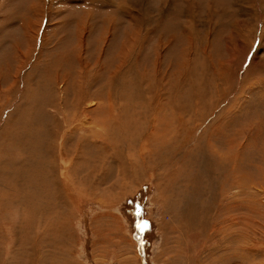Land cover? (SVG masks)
Returning a JSON list of instances; mask_svg holds the SVG:
<instances>
[{
    "label": "rangeland",
    "instance_id": "rangeland-1",
    "mask_svg": "<svg viewBox=\"0 0 264 264\" xmlns=\"http://www.w3.org/2000/svg\"><path fill=\"white\" fill-rule=\"evenodd\" d=\"M136 1L0 0V264H264V13L256 11L261 16L254 34L226 58L212 50L213 8L220 0H144L143 12ZM237 2L246 6L250 0ZM198 11L206 17L199 20ZM124 58L126 77L101 88ZM49 81L56 99L47 100ZM79 90L87 100L76 105L71 101L80 99L74 94ZM50 99L57 107L58 101L68 105L54 116ZM88 109L93 135L114 140L105 155L94 150L102 137L78 143L92 135L82 112ZM127 152L139 154L131 163L138 170L125 163ZM95 153L106 159L103 168L90 167ZM119 164L126 176L117 172Z\"/></svg>",
    "mask_w": 264,
    "mask_h": 264
},
{
    "label": "bare ground",
    "instance_id": "bare-ground-1",
    "mask_svg": "<svg viewBox=\"0 0 264 264\" xmlns=\"http://www.w3.org/2000/svg\"><path fill=\"white\" fill-rule=\"evenodd\" d=\"M135 1H136V0H135ZM143 1H144V0H138V1H136V2H138V5L140 6V10H141L142 12H143V10H144V7H143V6H144V4H145ZM166 1H167V0H166ZM184 1H185V0H184ZM235 1H236V0H235ZM259 1H260V0H259ZM263 1H264V0H263ZM236 2H237V1H236ZM158 3H159V2H158ZM160 3H161V1H160ZM163 3H164V2H163ZM166 3H167V2H166ZM186 3L189 4V0H186ZM161 4H162V3H161ZM187 6H188V5H187ZM207 7H208V6H207ZM165 8H166V7H165ZM189 9H190V8H189ZM161 10H162V9H161ZM263 10H264V9H263ZM135 11H136V10H135ZM162 11H163V10H162ZM185 11H186V10H185ZM158 12H159V11H158ZM189 12H190V11H189ZM158 14H159V13H158ZM141 16L144 17V16L142 15V13H141ZM139 17H140V16H139ZM150 18H151V17H150ZM140 19H141V17H140ZM133 20H135V19H133ZM133 20H132V22H134ZM153 20H154V19H153ZM141 21H142V20H141ZM141 21H140V22H141ZM143 22L146 23V21H144V19H143ZM147 22H148V21H147ZM145 23H144V24H145ZM134 24H136V23H134ZM137 24H138V23H137ZM137 24H136V25H137ZM149 24H150V23H149ZM152 24H153V23H152ZM154 24H155V23H154ZM156 24H157V23H156ZM145 25L148 27V24H147V23H146ZM140 26H141V25H140ZM138 27H139V26H138ZM140 28H141V27H140ZM144 28H145V26H144ZM186 28H187V27H186ZM145 29H147V28H145ZM145 29H144V30L142 29V30L145 31ZM130 30H131V29H130ZM140 30H141V29H140ZM182 31H183V29H182ZM182 31H181V32H182ZM25 32H26V31H25ZM105 32H106V31H105ZM140 32H141V31H140ZM146 32H147V31H146ZM128 33H129V32H128ZM185 33H186V32H185ZM103 34H104V33H103ZM137 34H138V33H137ZM186 34H187V33H186ZM104 35H105V34H104ZM125 35H126L125 44H126V45L128 44V46H129V45L131 46L132 43L129 42V37H128L129 34L125 33ZM135 35H136V34H135ZM190 35H191V33H190ZM191 36H192V35H191ZM185 37H186V36H185ZM130 38H131V37H130ZM140 38H141V37H140ZM183 38H184V37H183ZM187 38H188V37H187ZM134 39H135V38H134ZM160 40H162V38H161ZM122 43H123V41H122ZM158 43H159V41H158ZM135 44H136V43H135ZM160 44H161V43H160ZM157 45H158V44H157ZM133 47H134V46H133ZM119 48H120V46H119ZM119 48H118V49H119ZM121 48H122V47H121ZM125 48H126V47H125ZM75 50H76V49H75ZM131 50H132V49H131ZM154 50H155V49H154ZM127 51H128V50H127ZM72 52H73V50H72ZM74 52H75V51H74ZM76 52H77V51H76ZM128 52H129V51H128ZM181 52H182V51H181ZM130 53H131V51H130ZM156 54H158V53H156ZM185 54H187L186 51H185ZM126 55H127V54H126ZM133 55H134V54H133ZM129 56H130V55H129ZM181 56H183V55H181ZM115 58H116V57H115ZM120 58H121V57H120ZM121 59H122V58H121ZM117 62H118V61H117ZM117 62H116V63H117ZM129 62H130V61H129ZM133 62H134V61H133ZM127 63H128V62H127ZM127 63H126V58H124V60H121V61L119 62V65H117L116 70H115L114 72H110V73L108 72V73H109V80L106 79L105 82L103 81V82H102L103 86H101V88H102V87L104 88V86H105V87L108 89V87H110L111 85L114 86V84H113L112 82H114V80H115L116 78H117V79H123V77H126V76L123 75V74H125V73H124V71L122 70V66L124 65V66L126 67ZM131 63H132V62H131ZM54 64H56V63H54ZM128 64H129V63H128ZM182 64H183V63H182ZM185 64H186V63H185ZM194 65H195V64H194ZM182 66H183V65H182ZM54 67H55V66H54ZM128 67H130V66L128 65ZM179 67H180V66H179ZM45 68H46V67H45ZM52 68H53V67H52ZM52 68H51V70H52ZM55 68H56V67H55ZM55 68H54V69H55ZM102 68H104V66H103ZM126 68H127V67H126ZM126 68H125V69H126ZM187 68H188V67H187ZM54 69H53V70H54ZM66 69H67V68H66ZM107 69H108V68H107ZM123 69H124V68H123ZM128 69H129V68H128ZM56 70H58V67H57ZM99 70H100V69H99ZM99 70H98V71H99ZM101 70H102V69H101ZM105 70H106V69H105ZM136 70H137V69H136ZM107 71H108V70H106V72H107ZM134 71H135V70H134ZM187 71H188V70H187ZM47 72H48V71H47ZM50 72H51V71H50ZM84 72H85V71H84ZM44 73H45V72H44ZM62 73H63V72H62ZM65 73H66V72H65ZM98 73H99V72H98ZM108 73H107V74H108ZM127 73H128V71H127ZM127 73H126V74H127ZM153 73H154V72H153ZM153 73H152V74H153ZM59 74H60V73H59ZM82 74H83V73H82ZM96 74H97V73H96ZM131 74H132V73H131ZM133 74H135V72H134ZM138 74H139V73H138ZM155 74H156V73H155ZM183 74H184V73H183ZM192 74H193V73H192ZM52 75H53V74H52ZM66 75H68V74H66ZM79 75H80V74H79ZM139 75H142V78H143V74H139ZM159 75H160V74H159ZM168 75H169V74H168ZM55 76H56V74H55ZM75 76H76V75H75ZM135 76H136V75H135ZM156 76H158V75H156ZM156 76H155V78H156ZM50 77H51V76H50ZM81 77H82V76H81ZM85 77H86V76H85ZM96 77H97V76H96ZM151 77H152V76H151ZM48 78H49V76H48ZM74 78H76V77H74ZM77 78H78V77H77ZM87 78H88L87 80L89 81L90 76H88ZM129 78H130V77H129ZM152 78H153V77H152ZM61 79H62V78H61ZM68 79H69V78H68ZM80 79H81V78H80ZM49 80H50V78H49ZM64 80H65V79H64ZM73 80H74V79H73ZM126 80H127V79H126ZM126 80H125V81H126ZM132 80H133V79H132ZM139 80H140V79H139ZM141 80H143V79H141ZM151 80H152V79H151ZM154 80H155V79H154ZM52 81H53V80H52ZM61 81H62V80H61ZM61 81H60V82H61ZM74 81H75V80H74ZM111 81H112V82H111ZM133 81H134V80H133ZM188 81H189V80H188ZM49 82H50V83H49V84L47 85V87H46L47 100H48V98H52V99H53L54 97H55L54 99H56V94H55V91H56V90L54 91L53 83H52L51 81H49ZM56 82H58V81H56ZM80 82H81V81H80ZM82 82H83V81H82ZM137 82H138V81H137ZM47 83H48V82H47ZM61 83H62V82H61ZM83 83H84V82H83ZM117 83H118V80H117ZM119 83H120V82H119ZM119 83H118V84H119ZM121 83H123V82L121 81ZM126 83H127V82H126ZM152 83H155V82L152 81ZM157 83H158V82H157ZM41 84H42V83H41ZM41 84H40V85H41ZM62 84H63V83H62ZM66 84H67V83H66ZM102 84H101V85H102ZM181 84H182V81H181ZM54 85H55V84H54ZM72 85H73V84H72ZM78 85H79V84H78ZM83 85H84V84H83ZM90 85H91V84H90ZM90 85H89V86H90ZM75 86H76V85H74V87H75ZM81 86H82V85H81ZM118 86H119V85H118ZM134 86H135V85H134ZM149 86H150V85H149ZM63 87H64V86H63ZM74 87H73V88H74ZM136 87H137V86H136ZM180 87H181V86H180ZM180 87H179V88H180ZM65 88H66V87H65ZM82 88H83V87H82ZM42 89H43V88H42ZM61 89H62V88H61ZM74 89H75V88H74ZM64 90H65V89H64ZM64 90H63V91H64ZM76 90H77V89H76ZM153 90H154V89H153ZM193 90H194V89H193ZM72 91H73V90H72ZM80 91H81V90L78 91L79 93H74V94L78 95V96L80 97V99L76 102V101H75L76 98L74 97V99L71 101V102H73V104H76V103H79V102L81 103L82 99L87 100V97L85 96V94H83L82 91H81V93H80ZM43 92H45V91H43ZM60 92H61V91H60ZM73 92H74V91H73ZM73 92H72V93H73ZM142 92L145 93L144 91H141V93H142ZM68 93H69V92H68ZM115 93H116V92H115ZM138 93H139V92H138ZM138 93H136V94H138ZM148 93H149V91H148ZM44 94H45V93H44ZM44 94H43V95H44ZM46 94H45V96H46ZM58 94H59V93H58ZM94 94H95V97H98V98L100 99V93L98 94V92L96 93V91H95ZM145 94H146V93H145ZM156 94H157V93H156ZM60 95H61V94H60ZM92 95H93V94H92ZM157 95H158V94H157ZM161 95H162V94H161ZM66 96H67V95L62 94V97H61V98H62V101L66 99ZM145 96H146V95H145ZM41 97H42V96H41ZM57 97H58V96H57ZM137 97H138V96H137ZM155 97H156V96H155ZM162 97H165V96H162ZM162 97H161V98H162ZM193 97H194V96H193ZM70 98H71V97H70ZM113 98L115 99L116 97H113ZM149 98H150V97H149ZM185 98H186V97H185ZM185 98H184V99H185ZM195 98H196V97H195ZM201 98H202V97H201ZM201 98H200V99H201ZM40 99H41V98H40ZM52 99H50L51 101L49 100L50 102L48 101V102H49V103H48V106H51V107L53 108L50 112L53 111L55 114H56V111H57V110L55 111L56 108H59V109H60V108H62L63 106L68 105V101H67V102H64V103H60V102L58 101V107H57L56 104H55V102H57V101H54V100H52ZM156 99H157V98H156ZM184 99H183V100H184ZM43 100H44V99H43ZM162 100H163V99H162ZM187 100H188V99H187ZM37 101H38V100H37ZM40 101H41V100H40ZM119 101H121V100L119 99ZM189 101H190V100H189ZM45 102H46V101H45ZM146 102H147V101H146ZM159 102H160V101H159ZM186 102H187V101H186ZM31 103H32V102H31ZM80 103H79V104H80ZM167 103H169V102H167ZM42 104H44V101L42 102ZM59 104H61V105L59 106ZM79 104H78V105H79ZM120 104H121V103H120ZM34 105H35V104H34ZM34 105H33V106H34ZM36 105H37V104H36ZM36 105H35V107H36ZM39 105H40V104H39ZM46 105H47V104H46ZM76 105H77V104H76ZM109 105L112 106L111 103H109ZM165 105H166V104H165ZM180 105H181V104H180ZM189 105H190V104H189ZM189 105H188V106H189ZM41 106H43V105H41ZM89 106H90V105H89ZM96 106H97V105H96ZM111 106H110V107H111ZM123 106H125V105H123ZM152 106H153V105H152ZM215 106H216V105H215ZM30 107H31V106H30ZM38 107H39V106H38ZM73 107H74V106H73ZM76 107H77V106H76ZM94 107H95V106H94ZM100 107H101V106H100ZM103 107H104V106H103ZM108 107H109V106H108ZM110 107H109V108H110ZM168 107H169V105H168ZM177 107H178V106H177ZM42 108H43V107H42ZM87 108H88V107H87ZM90 108H91V107H90ZM153 108H154V107H153ZM157 108H158V107H157ZM169 108H170V107H169ZM171 108H172V107H171ZM207 108H208V107H207ZM214 108H215V107H214ZM25 109H26V108H25ZM45 109H46V108L44 107V110H45ZM78 109H79V108H78ZM210 109H212V108L210 107ZM36 110H37V109H36ZM79 110H80V109H79ZM125 110H126V109H125ZM26 111H27V110H26ZM28 111H29V110H28ZM28 111H27V112H28ZM42 111H43V110H42ZM47 111H48V109H47ZM88 111H89V109H88L87 111H85V110L83 111V110H82L84 117H86V116L88 117V118H87V121H88V124H90V130L92 131V130H93L92 128L95 127V126H94V122H92L93 120H91V121L89 120V119H90V118H89V115H87V112H88ZM110 111H111V110H110ZM184 111H186V110H184ZM205 111H206V110H205ZM34 112H35V111H34ZM44 112H45V111H44ZM44 112H43V113H44ZM53 112H52V114H53ZM122 112H123V110H122ZM122 112H121V113H122ZM207 112H208V110H207ZM211 112H212V110H211ZM211 112H210V113H211ZM31 113H32V112H31ZM36 113H38V112H36ZM125 113H127V112H125ZM29 114H30V113H29ZM32 114H33V113H32ZM46 114H47V113H46ZM55 114H53V115L55 116ZM154 114H155V113H154ZM179 114H180V113H179ZM183 114H186V113H183ZM212 114H213V113H212ZM25 115H26V114H25ZM38 115L41 116L40 113H38ZM44 115H45V114H44ZM47 115H48V114H47ZM62 115H63V113H62ZM126 115H127V114H126ZM130 115H131V114H130ZM155 115H157V113H156ZM35 116H36V115H35ZM66 116H67V115H66ZM157 116H158V115H157ZM181 116H182V115H181ZM21 117H22V115H21ZM51 117H52V116H51ZM73 117H74V115H73ZM160 117H161V116H160ZM179 117H180V116H179ZM23 118H24V117H23ZM30 118H31V117H30ZM53 118H54V117H53ZM24 119H25V118H24ZM71 119H72V118H71ZM181 119H183V118H181ZM25 120H26V119H25ZM28 120H29V119H28ZM33 120H34V119H33ZM52 120H53V119H52ZM109 120H110V119H109ZM111 120H112V119H111ZM38 121H40V120H38ZM64 121H65V120H64ZM154 121H156V120H154ZM164 121H165V120H164ZM192 121H193V120H192ZM44 122H45V121H44ZM69 122H70V121H69ZM69 122H68V123H69ZM82 122H83V121H82ZM85 122H86V121H85ZM100 122H101V121H100ZM65 123H66V121H65ZM37 124H38V123H37ZM49 124H50V122H49ZM55 124L57 125V123H54V126H55ZM69 124H71V122H70ZM83 124H85V123H83ZM128 124H129V123H128ZM15 125H16V123H15ZM46 125H48V123H47ZM79 125H80V124H79ZM13 126H14V124H13ZM38 126H39V124H38ZM67 126H68V125H67ZM83 126H84V125H83ZM85 126H86V124H85ZM122 126H123V125H122ZM133 126H134V123H133ZM11 127H12V126H11ZM14 127H15V126H14ZM27 127H28V126H27ZM33 127H34V126H33ZM48 127H49V126H48ZM48 127H46V128H48ZM28 128H29V127H28ZM64 128L67 130V127H64ZM76 128L79 129L78 126H76L75 129H76ZM80 128H81V127H80ZM84 128H86V127H84ZM87 128H89V127H87ZM126 128H127V127H126ZM130 128H131V127H130ZM130 128H129V129H130ZM132 128H133V127H132ZM132 128H131V129H132ZM6 129L8 130V128H6ZM6 129H5V130H6ZM10 129H12V128H10ZM20 129H21V128H20ZM59 129H61V128H59ZM59 129H58V130H59ZM72 129H73V128H72ZM72 129H70V130H72ZM78 129H77V130H78ZM135 129H136V128H135ZM157 129H159V127H158ZM7 130H6V131H7ZM18 130H19V129H18ZM27 130H28V129H27ZM51 130H52V128H51ZM61 130H62V129H61ZM61 130H59V131H61ZM63 130H64V129H63ZM73 130H74V129H73ZM77 130H75V131H77ZM82 130H83V129H82ZM151 130H154V131H155L156 129L153 128V129H151ZM23 131H24V130H23ZM55 131H57V130H55ZM59 131H58V134L60 133ZM67 131H68V130H67ZM98 131H99V130H98ZM98 131L96 130V132H98ZM138 131H139V130H138ZM154 131H151V132L155 133ZM49 132H50V131H49ZM65 132H66V131H65ZM69 132H70V131H69ZM100 132H101V131H100ZM158 132H159V131H157V132L154 134V136H155V135H156V136H157V135H160ZM5 133H6V132H5ZM15 133H16V132H15ZM50 133H51V132H50ZM55 133H56V132H55ZM62 133L65 135V133H64L63 131H62ZM89 133H90V132H89ZM101 133H102V132H101ZM114 133H115V132H114ZM129 133H130V132H129ZM58 134H57V135H58ZM70 134H71V133H70ZM83 134H85V133H83ZM98 134H99V133H98ZM102 134H103V133H102ZM102 134H100V135H93V131H92V135H89V134H88V135H82V136L80 135V136H81V137H80V142H79L78 140H77V141H78V143L84 144V142H85L86 140H88L89 137L92 138L91 140H93V138H95L96 136H98V137H99V140H100V137H102ZM148 134H149V133H148ZM150 134H151V133H150ZM61 135H62V134H61ZM61 135H60L59 137H63V136H61ZM66 135H67V134H66ZM111 135H112V134H111ZM111 135H110V136H111ZM117 135H118V134H117ZM170 135H171V133H170ZM41 136H42V135H41ZM67 136H68V135H67ZM67 136H66V137H67ZM71 136H72V135H71ZM76 136H77V135H76ZM107 136H108V135H106L104 138L102 137L100 141L98 140L99 142L97 141V142H98V144H97V149H94V150H96V152H98L99 155H103L104 153L107 152L108 149L110 150V147L112 146V144H113V142H114V140H113V141H112V144H111L108 140L106 141L105 138H106ZM126 136H128V135H126ZM129 136H131V135H129ZM147 136H148V135H147ZM150 136H152V134H151ZM160 136H161V135H160ZM165 136H166V135H165ZM174 136H175V135H174ZM176 136H177V135H176ZM11 137H12V135H11ZM45 137L47 138V136H45ZM98 137H97V138H98ZM111 137H112V136H111ZM111 137H110V139H111ZM122 137H123V135H122ZM139 137H140V136H138V139H139ZM166 137H167V136H166ZM166 137H165V138H166ZM169 137H170V136H169ZM49 138H50V137H49ZM68 138L70 139L71 137H68ZM68 138H67V139H68ZM118 138H119V137H118ZM124 138H126V137H124ZM130 138H131V137H130ZM149 138H150V137H149ZM149 138L147 137V139H149ZM159 138L161 139V137H159ZM163 138H164V137H163ZM50 139H51V138H50ZM50 139H49V141H51ZM65 139H66V138H65ZM65 139H64V141L66 142L67 140H65ZM126 139H127V138H126ZM126 139H125V140H126ZM140 139H141V138H140ZM140 139H139V140H140ZM154 139H155V138H154ZM154 139H153V140H154ZM167 139H168V138H167ZM169 139H170V138H169ZM179 139H181V138H179ZM43 140H44V139H43ZM43 140H42V141H43ZM70 140H71V139H70ZM70 140L67 141V142H70ZM142 140H145V139H143V137H142ZM163 140H164V139H163ZM163 140H161V142H162ZM181 140H182V139H181ZM29 141H30V140H29ZM44 141H45V140H44ZM44 141H43V143H44ZM47 141H48V140H47ZM47 141H46V142H47ZM77 141H76V142H77ZM129 141H130V140H129ZM155 141H158V139H157V140L155 139ZM174 141H175V139H174ZM31 142H32V141H31ZM33 142H34V141H33ZM40 142H41V141H40ZM65 142H63V143L66 144ZM74 142H75V140H74ZM87 142H88V141H87ZM87 142H86V143H87ZM147 142H148V141H147ZM161 142L159 141V144H160ZM163 142L165 143V142H169V141H163ZM163 142H162V144H163ZM34 143H35V142H34ZM117 143H118V142H117ZM123 143H124V145H126L125 142H123ZM144 143H145V142H144ZM179 143H181V142L179 141ZM179 143H178V144H179ZM41 144H42V142H41ZM55 144H56V143H55ZM75 144H76V143H75ZM81 144H80V145H81ZM88 144H89V143H88ZM90 144H91V143H90ZM94 144H95V142H94ZM115 144H116V143H115ZM129 144H130V143H129ZM129 144H128V145H129ZM145 144H147V143H145ZM162 144H161V145H162ZM167 144H168V143H167ZM170 144H171V142H170ZM172 144H173V143H172ZM176 144H177V143H176ZM176 144H175V145H176ZM51 145H52V144H51ZM67 145H68V144H67ZM76 145H77V144H76ZM84 145H85V144H84ZM92 145H93V144H92ZM95 145H96V144H95ZM113 145H114V144H113ZM118 145H119V144H118ZM128 145H126V146H128ZM131 145H132V144H131ZM137 145H138V144H137ZM52 146L54 147V144H53ZM55 146H57V144H56ZM68 146H69V145H68ZM78 146H79V145H78ZM78 146H77V147H78ZM81 146H82V145H81ZM93 146H94V145H93ZM93 146H92V147H93ZM120 146H122V145H120ZM126 146H125V147H126ZM144 146H145V145H144ZM163 146H164V145H163ZM183 146H184V145H183ZM44 147H45V145H44ZM47 147H48V146H47ZM65 147H66V146H64L63 148L65 149ZM128 147H129V146H128ZM131 147H132V146H131ZM141 147H142V146H141ZM146 147H147V146H146ZM148 147H149V146H148ZM176 147H177V146H176ZM17 148H18V147H17ZM41 148L43 149V145H42ZM45 148H46V147H45ZM56 148H57V147H56ZM56 148H55V149H56ZM70 148H71V147H70ZM74 148H75V147H74ZM81 148H83V147H81ZM87 148H88V147H87ZM94 148H95V147H94ZM133 148H134V147H133ZM138 148H139V147H138ZM144 148H145V147H144ZM30 149H31V148H30ZM39 149H40V148H39ZM47 149H48V148H46L45 150H47ZM75 149H76V148H75ZM92 149H93V148H92ZM113 149H114V148H113ZM124 149H125V148H124ZM148 149H149V148H148ZM148 149H147V150H148ZM176 149H177V148H176ZM15 150H16V149H15ZM43 150H44V149H43ZM45 150H44V151H45ZM50 150H51V149H50ZM59 150H61V147H60ZM72 150H73V149H72ZM79 150H80V149H79ZM84 150H86V149H84ZM89 150H90V148H89ZM127 150H128V149H127ZM129 150H130V147H129ZM138 150H139V149H138ZM150 150H151V149H149V151H150ZM167 150H168V148H167ZM31 151H32V150H31ZM47 151H49V150H47ZM74 151H75V150H74ZM81 151H82V150H81ZM86 151H87V150H86ZM86 151H85V152H86ZM144 151H146V149H145ZM149 151H148V152H149ZM151 151H152V150H151ZM180 151H181V150H180ZM38 152H39V151H38ZM50 152H51V151H50ZM50 152H49V153H50ZM56 152H57V151H56ZM56 152H54L53 154H56ZM66 152H67V151H66ZM68 152H70V151H68ZM83 152H84V151H83ZM90 152H91V150H90ZM90 152H88V153H90ZM100 152H101V153H100ZM110 152H111V151H110ZM110 152H109V153H110ZM112 152H114V151H112ZM112 152H111V154H112ZM132 152H133V151H132ZM138 152H139V151H138ZM44 153H46V152H44ZM59 153H60V152H59ZM59 153H58V155H59ZM78 153H79V152H78ZM91 153H92V152H91ZM98 153H97V156H96V153H95V156L93 157V160H94V161H93V164H92V165L89 164L90 167H92V168L96 167V163H97V164H100V166L103 165V164H104L103 162L106 160V159H102L104 156H101L102 158H99V157H98ZM141 153H142V152H141ZM153 153H154V152H153ZM174 153H175V152H174ZM219 153H220V152H219ZM32 154H33V153H32ZM36 154H37V153H36ZM46 154H47V153H46ZM61 154H62V153H61ZM63 154H67V153H64V152H63ZM63 154H62V155H63ZM75 154H76V153H75ZM79 154H80V153H79ZM107 154H108V153H107ZM116 154H117V153H116ZM121 154H122V153H120V151H119V152H118V156H119V157H122ZM176 154H177V153H176ZM34 155H35V154H34ZM50 155H51V154H50ZM62 155H61V156H62ZM68 155H69V154H68ZM93 155H94V154H93ZM104 155H105V154H104ZM123 155L125 156V161H126V162H125V161H124V162H125V163L129 162V163L131 164L132 162L135 161V158H136V157L134 158V156L137 155V154H132V153L127 152L126 154H123ZM138 155H139V154H138ZM138 155H137V156H138ZM155 155H156V154H155ZM180 155H181V154H180ZM16 156H17V155H16ZM35 156H36V155H35ZM43 156H44V154H43ZM47 156H48V155H47ZM47 156H46V157H47ZM53 156H54V155H53ZM70 156L72 157L71 154H70ZM77 156H78V155H77ZM80 156H81V154H80ZM143 156H144V155H143ZM158 156H159V155H158ZM165 156H167V155H165ZM29 157H30V156H29ZM32 157H33V156H32ZM48 157L50 158V156H48ZM51 157H52V156H51ZM65 157H66V156H65ZM88 157H89V156H88ZM112 157H114V156L112 155ZM138 157H140V156H138ZM141 157H142V156H141ZM146 157H147V156H145V158H146ZM150 157H151V156H150ZM154 157H155V156H154ZM162 157H164V156L162 155ZM10 158H11V156H10ZM12 158H13V157H12ZM39 158H40V157H39ZM75 158H76V155H75ZM79 158L81 159V157H79ZM82 158H83V156H82ZM106 158H107V157H106ZM110 158H111V157H110ZM110 158H108V160H109ZM159 158H160V157H159ZM174 158H175V157H174ZM18 159H19V158H18ZM60 159H61V158H60ZM60 159H59V160H60ZM69 159H71V158L69 157ZM69 159H68V161H69ZM84 159H85V157H84ZM90 159H91V158H90ZM113 159H114V158H113ZM148 159H149L150 162L152 161V160H150V158H148ZM148 159H147V160H148ZM165 159H166V158H165ZM169 159H170V158H169ZM169 159H168V161H169ZM15 160L17 161V158H16ZM15 160H13V161H15ZM44 160H45V159H44ZM52 160H53V159H52ZM55 160H56V159H55ZM62 160H63V158H62ZM62 160H61V161H62ZM75 160H76V159H75ZM82 160H83V159H82ZM82 160H79V159H78L77 163H79V162L81 163ZM86 160H87V159H86ZM88 160H89V158H88ZM117 160H118V157H117ZM137 160H139V159L137 158ZM142 160H143V157H142ZM147 160H146V161H147ZM171 160H172V158H171ZM34 161H35V160H33V162H34ZM46 161H47V160H46ZM46 161H45V163H46ZM50 161H51V160H50ZM53 161H54V160H53ZM71 161H72V160H70V162H71ZM73 161H74V160H73ZM83 161H84V160H83ZM83 161H82V163H83ZM114 161H115V160H114ZM139 161H140V160H139ZM161 161H163V160L161 159ZM165 161H166V160H165ZM21 162H22V161H21ZM43 162H44V161H43ZM54 162H55V161H54ZM85 162H86V161H85ZM105 162H106V161H105ZM152 162H153V161H152ZM170 162H171V161H170ZM200 162H201V161H200ZM30 163H31V162H30ZM35 163H37V162H35ZM60 163H61V162H60ZM66 163H69V162H66ZM66 163H64V165H65ZM72 163H73V162H72ZM82 163H81V164H82ZM102 163H103V164H102ZM110 163H112V162H111V159H110ZM113 163H114V162H113ZM115 163H117V162H115ZM122 163H123V162H122ZM140 163H141V162H140ZM143 163H144V162H143ZM143 163H141V164H143ZM166 163H168V162H166ZM166 163H165V164H166ZM39 164H40V163H39ZM49 164H51V163H49ZM49 164H48V165H49ZM52 164H53V163H52ZM52 164H51V165H52ZM54 164H55V163H54ZM54 164H53V165H54ZM73 164H74V166L79 165V164L75 165V163H73ZM73 164H71V165H73ZM87 164H88V161H87ZM107 164H108V162H107ZM117 164H118V163H117ZM123 164H124V163H123ZM123 164H121V165L119 164L120 167L122 166V168H119L117 172H118L119 174H122V175L124 174V175H125V165H123ZM134 164H135V163H134ZM134 164H133V165H134ZM145 164H146V163H145ZM148 164H149V162H148ZM150 164H151V163H150ZM158 164H160V163H158ZM158 164L156 163L155 165H158ZM163 164H164V163H163ZM163 164H162V165H163ZM168 164H169V163H168ZM207 164H209V163H207ZM30 165H32V163H31ZM41 165H42V164H41ZM55 165H56V164H55ZM82 165H83V164H82ZM84 165H85V164H84ZM105 165H106V163H105ZM111 165H112V164H111ZM133 165L131 164V166H132L131 168H132V169H135V168L137 169V167H134L135 165H134V166H133ZM153 165H154V164H153ZM196 165H197V164H196ZM23 166L25 167V165H23ZM62 166H63V165H62ZM74 166H73V167H74ZM85 166H87V165H85ZM108 166H109V164H108ZM113 166H114V165H113ZM113 166H112V167H113ZM128 166L130 167V165H128ZM137 166H138V165H137ZM145 166H146V165H145ZM158 166H160V165H158ZM167 166H168V165H167ZM167 166L165 165V166H163V167H167ZM46 167H47V166H46ZM50 167H51V166H50ZM64 167H65V166H64ZM78 167H79V166H78ZM88 167H89V166H88ZM101 167H102V166H101ZM109 167H110V166H109ZM138 167H139V166H138ZM141 167H142V165H141ZM143 167H144V166H143ZM143 167H142V168H143ZM154 167H155V166H154ZM161 167H162V166H161ZM173 167H174V166H173ZM196 167H197V166H196ZM198 167H199V164H198ZM48 168H49V167H48ZM54 168H58V167H55V166H54ZM69 168H72V167H69ZM81 168H82V170H85V169H83V166L80 167V169H81ZM102 168H103V167H102ZM116 168H117V167H116ZM144 168H145V167H144ZM146 168H147V166H146ZM167 168H168V167H167ZM37 169H38V167H37ZM72 169H73V168H72ZM72 169H69V170H72ZM108 169H111V168H108ZM129 169H130V168H129ZM20 170H21V169H20ZM51 170H52V169H51ZM55 170H56L57 173H58V171H59L60 169H59V170L55 169ZM65 170H66V171L68 170V166L65 167ZM73 170H74V169H73ZM91 170H92V169H91ZM91 170H90L89 172H91ZM101 170H102V169H101ZM114 170H115V168H114ZM137 170H138V169H137ZM137 170H136V173H137ZM144 170H145V169H144ZM144 170H143V171H144ZM26 171H28V170H26ZM78 171L81 172V170H79V168H78ZM78 171H76V172H78ZM87 171H88V170H87ZM95 171H97V173H98V170L95 169ZM105 171L108 172V170H105ZM110 171H111V170H110ZM139 171H140V170H139ZM143 171H142V172H143ZM147 171H148V170H147ZM151 171H152V170H151ZM151 171H150V172H151ZM21 172H22V170H21ZM21 172H19V173H21ZM49 172H54V171H50V169H49L48 174H49ZM76 172H75L74 174H77ZM83 172H84V171H83ZM85 172H86V171H85ZM115 172H116V170H115ZM115 172H114V175H115ZM129 172H131V171H129ZM202 172H203V171H202ZM205 172H206V171H205ZM28 173H29V172H28ZM35 173H37V172H35ZM41 173H42V172H41ZM61 173L63 174L62 171H61ZM68 173H71V172H68ZM105 173H106V172H105ZM111 173H112V172H111ZM136 173H135V174H136ZM138 173H139V172H138ZM144 173H147V172L144 171ZM16 174H17V173H16ZM21 174H22V173H21ZM54 174H55V173H54ZM58 174H59V173H58ZM72 174H73V173H72ZM84 174H85V177H86L87 174H86V173H84ZM84 174H81V176H84ZM129 174H130V173H129ZM132 174H133V173H131V175H132ZM148 174H149V173H148ZM207 174H208V173H207ZM23 175H24V174H23ZM23 175H22V176H23ZM41 175H42V174H41ZM45 175H46V174H45ZM50 175H51V174H50ZM59 175H60V174H59ZM63 175H64V174H63ZM91 175H92V174H91ZM91 175H90V176H91ZM108 175H109V173H108ZM108 175H107V176H108ZM124 175H123V176H124ZM140 175H142V173H140ZM143 175H144V174H143ZM2 176H4V175H2ZM26 176H27V174L25 175V177H26ZM55 176H57V175L55 174ZM78 176H79V173H78ZM78 176H77V178H80V177H78ZM92 176H93V179H94V175H92ZM103 176H105V175H103ZM120 176H121V175H120ZM125 176H126V175H125ZM132 176H134V175H132ZM135 176H136V175H135ZM152 176H153V175H152ZM41 177H42V176H41ZM47 177H48V176H47ZM68 177H69V176H68ZM113 177H114V176H113ZM121 177H122V176H121ZM137 177H138V176H137ZM137 177H136V178H137ZM140 177H141V176H140ZM153 177H154V176H153ZM29 178H30V176H29ZM55 178H57V177H55ZM63 178H64V177H63ZM65 178H66V176H65ZM73 178H74V176H73ZM95 178H96V176H95ZM117 178H118V176H117ZM141 178H142V177H141ZM141 178H140V179H141ZM15 179H16V178H15ZM50 179H51V178H50ZM70 179H71V178H70ZM87 179H89V178H87ZM103 179H104V177H103ZM105 179H106V178H105ZM123 179H124V178H123ZM138 179H139V178H138ZM145 179H146V178H145ZM20 180H21V179H20ZM37 180H38V179H37ZM54 180H55V179H54ZM54 180H53V181H54ZM59 180H60V179H59ZM63 180H64V179H63ZM66 180H67V179H66ZM78 180H79V179H78ZM82 180H83V179H82ZM82 180H81V181H82ZM89 180H90V179H89ZM94 180H95V179H94ZM109 180H110V179H109ZM109 180H108V181H109ZM141 180H143V179H141ZM55 181H56V180H55ZM71 181H73V180H71ZM84 181H85L84 183H86V178L84 179ZM91 181H92V179H91ZM91 181H90V182H91ZM96 181H97V180H96ZM105 181H106V180H105ZM117 181H118V180H117ZM117 181H116V182H117ZM122 181H124V180H122ZM22 182H23V181H22ZM22 182H21V184H22ZM60 182L62 183V181H60ZM63 182H64V181H63ZM74 182H75V180H74ZM79 182H80V180H79ZM87 182H89V181H87ZM92 182H93V181H92ZM92 182H91V184H92ZM100 182H101V181H100ZM106 182H107V181H106ZM135 182H136V181H135ZM46 183H47V182H46ZM50 183H51V182H50ZM70 183H71V182H70ZM97 183H98V182H97ZM122 183H124V182H122ZM19 184H20V183H19ZM34 184H35V183H34ZM59 184H60V183H59ZM64 184H65V183H64ZM66 184H67V183H66ZM78 184H79V183H78ZM82 184H83V183H82ZM102 184H103V182H102ZM102 184H99L98 187H100V185H102ZM17 185H18V183H17ZM30 185H31V184H30ZM68 185H70V184H67V186H68ZM83 185L86 186V184H83ZM24 186H25V185H24ZM52 186L55 187V185H52ZM62 186H63V185H62ZM64 186H65V185H64ZM75 186H76V185H75ZM79 186H80V185H79ZM84 186H83V187H84ZM96 186H97V184H96ZM117 186H118V185H117ZM11 187H12V186H11ZM70 187H71V186H70ZM73 187H74V186H73ZM92 187H94V186H92ZM92 187H91V188H92ZM101 187H102V186H101ZM113 187H115V186H113ZM120 187H121V184H120ZM7 188H8V187H7ZM12 188H14V187H12ZM85 188H86V187H85ZM85 188H84V189H85ZM104 188H105V187L103 186L102 189H104ZM4 189H5V188H4ZM15 189H16L15 191H18L17 188H15ZM55 189H56V188H55ZM61 189H62V188H61ZM64 189H65V188H64ZM67 189H68V187H67ZM69 189H70V188H69ZM77 189H78V187H77ZM81 189H82V187H81ZM92 189H93V188H92ZM102 189H101V190H102ZM70 190L73 191L72 189H70ZM79 190H80V187H79ZM94 190H95V189H94ZM96 190H98V189L96 188ZM104 190H105V189H104ZM1 191H3V189H2ZM9 191H10V190H9ZM11 191H12V190H11ZM42 191H43V190H42ZM45 191H46V190H45ZM55 191H56V190H55ZM86 191H88V190H86ZM86 191H85V192H86ZM105 191H106V190H105ZM24 192H26V191H24ZM56 192H57V191H56ZM60 192H61V191H60ZM67 192H68V190H67ZM76 192H77V191H76ZM78 192H79V191H78ZM90 192H91V191H90ZM96 192H97V191H96ZM3 193H4V192H3ZM3 193H1V194H3ZM16 193H17V192H16ZM21 193H22V191H21ZM48 193H49V192H48ZM52 193H53V191H52ZM57 193H58V192H57ZM61 193H62V192H61ZM68 193H71V192H68ZM88 193H89V191H88ZM88 193H87V196H88ZM92 193H94V192L92 191ZM98 193H99V192H98ZM105 193H107V192H105ZM105 193H103V196H104V195H107V194H105ZM28 194H29V193H28ZM28 194H25V195L29 196L30 194H29V195H28ZM58 194H60V193H58ZM73 194H74V193H73ZM83 194H84V193H83ZM95 194H96V193H95ZM11 195H12V194H11ZM20 195H21V194H20ZM22 195H23V194H22ZM32 195H33V194H32ZM60 195H61V194H60ZM63 195H64V194H63ZM84 195H86V194H84ZM84 195H82V196L84 197ZM2 196H4V195H2ZM5 196H6V195H5ZM16 196H17V195H16ZM65 196H66V195H65ZM79 196H80V195H79ZM82 196H80V197H82ZM90 196H92V195H90ZM96 196H97V195H96ZM101 196H102V195H101ZM19 197H20V196H19ZM22 197H23V196H22ZM48 197H49V196H48ZM53 197H54V195H53ZM57 197H59V196H57ZM63 197H64V196H62V197H60V198H62L63 200H66L65 198H66L67 196H66L65 198H63ZM70 197H71V196H70ZM70 197H69V198L67 197V199L69 200ZM106 197H107V196H106ZM8 198H10V197H8ZM20 198H21V197H20ZM28 198H30V197H28ZM60 198H59V199H60ZM85 198H88V197H85ZM85 198H84V199H85ZM5 199H6V198H5ZM14 199H15V197H14ZM14 199H13V201H14ZM22 199H23V198H22ZM25 199H27V197H26ZM45 199H46V197H45ZM52 199H53V198H52ZM59 199H58V200H59ZM78 199H79V198H78ZM81 199H82V198H81ZM102 199H103V198H102ZM3 200H4V199H3ZM7 200H8V199H6V200H4V201H7ZM20 200H21V199H20ZM41 200H43V199H41ZM48 200H49V199H48ZM50 200H51V199H50ZM58 200H57V201H58ZM60 200H61V199H60ZM60 200H59V203H60ZM72 200H73V198H72ZM95 200H96V199H95ZM22 201H23V200H22ZM69 201H70V200H69ZM99 201H100V199H99ZM101 201H102V200H101ZM30 202H32L31 199H30ZM42 202H43V201H42ZM71 202H72V201H71ZM75 202H76V201H75ZM75 202H74L73 204H75ZM18 203H21V202H18ZM32 203H33V202H32ZM47 203H49V202H47ZM57 203H58V202H57ZM57 203H56V204H57ZM61 203H64V201L61 202ZM65 203H66V202H65ZM54 204H55V203H54ZM66 204H67V203H66ZM7 205H8V204H7ZM17 205H19V204H17ZM21 205H22V203H21ZM58 205H59V204H57V206H58ZM70 205H71V204H70ZM8 206H9V205H8ZM15 206H16V204H15ZM15 206H14V207H15ZM19 206H20V205H19ZM19 206H18V208H19ZM22 206H23V205H22ZM28 206H29V202H28ZM67 206H68V205H66V207H67ZM74 206H75V205H73V207H74ZM9 207H10V206H9ZM25 207H26V206H25ZM30 207H31V206H30ZM61 207H62V205H61ZM15 208H17V206H16ZM15 208H14V209H15ZM52 208H53V207H52ZM67 208H68V207H67ZM26 209H27V208H26ZM39 209H40V208H39ZM50 209H51V208H50ZM12 210H13V209H12ZM18 210H19V209H18ZM28 210H29V209H28ZM42 210H43V209H42ZM16 211H17V210H16ZM55 211H57V209H55ZM58 211H59V210H58ZM67 211H68V210H67ZM9 212H10V211H9ZM29 212H30V211H28V213H29ZM24 213H25V212H24ZM35 213H36V212H35ZM22 214H23V211H22ZM30 214H31V213H30ZM39 214H40V212H39ZM64 214H65V213H64ZM28 215H29V214H28ZM34 215H38V214H34ZM45 215H46V214H45ZM49 215H50V214H49ZM31 216H33V215H31ZM38 216H39V215H38ZM38 216H37V217H38ZM53 216H54V215H53ZM35 217H36V216H35ZM37 217H36V218H37ZM49 217H50V216H49ZM58 217H59V216H58ZM47 218H48V216H47ZM34 219H35V218H34ZM38 219L40 220V217H39ZM45 219H46V216H45ZM51 219H52V217H51ZM62 219H63V218H62ZM64 219H65V217H64ZM64 219H63V220H64ZM36 220H37V219H36ZM42 220H44V219H42ZM54 220H55V219H54ZM66 220H67V219H66ZM40 221H41V220H40ZM48 221H49V220H48ZM48 221H47V222H48ZM52 221H53V220H52ZM59 221H60V220H58V222H59ZM67 221H68V220H67ZM42 222H43V221H42ZM45 222H46V221H45ZM60 223L63 224L62 222H60ZM41 224H42V223H41ZM43 224H44V223H43ZM47 224H48V223H47ZM65 224H66V222H65ZM44 225H45V224H44ZM51 225H52V224H51ZM38 226H39V225H38ZM66 226H68V224H66ZM59 227H60V226H59ZM36 228H37V227H36ZM40 228H41V227H39V229H40ZM43 228H44V226H43ZM54 228H55V227H54ZM60 228H61V227H60ZM63 228H64V227H63ZM67 228H69V226H68ZM47 229H48V227H47ZM49 229H50V228H49ZM49 229H48V231H51V230H49ZM65 229H66V227H65ZM59 230H60V229H59ZM24 231H25V230H24ZM34 231H36V230H34ZM40 231H41V230H40ZM45 231H47V230H46V227H45ZM37 232H38V229H37ZM43 232H44V231H43ZM53 232H54V231H53ZM33 233H34V232H33ZM31 234H32V233H31ZM42 234H43V233H42ZM42 234H41V235H42ZM45 234H47V233H45ZM45 234H44V236H45ZM48 235H49V234H48ZM28 245H29V244H28ZM32 246H33V245H32ZM36 246H37V245H36ZM33 248H35V247H33ZM36 249H37V248H36ZM38 249H39V248H38ZM36 254H37V252H36ZM33 255H35V254L33 253ZM38 256H39V255H38ZM31 257L33 258V256H31ZM37 258H38V257H37ZM52 259H53V258H52ZM41 260H42V259H41ZM36 262H37V261H36ZM29 263H30V262H29ZM32 263H33V262H32ZM33 264H34V263H33ZM40 264H41V263H40Z\"/></svg>",
    "mask_w": 264,
    "mask_h": 264
},
{
    "label": "crops",
    "instance_id": "crops-1",
    "mask_svg": "<svg viewBox=\"0 0 264 264\" xmlns=\"http://www.w3.org/2000/svg\"><path fill=\"white\" fill-rule=\"evenodd\" d=\"M94 2V0H90ZM235 0H220L213 8L216 13L215 18L216 23L213 29V40L212 44L213 51L220 57L225 56L234 52L233 46L238 45L239 42H245L248 38L254 34L255 26L253 23L256 21L255 18L257 13H264V3L259 2V7H257L254 2L257 0H250V3L246 6L234 2ZM237 1V0H236ZM205 8L203 9V11ZM256 13V11H258ZM201 12V14H200ZM202 11H198L199 20L205 16ZM206 17V16H205ZM87 16L84 14L79 19L84 22ZM208 18V17H207ZM83 20V21H82ZM220 21V22H218ZM250 22L252 24H250ZM256 24V23H255ZM206 33L204 34V36ZM249 40V39H248ZM230 58V57H229Z\"/></svg>",
    "mask_w": 264,
    "mask_h": 264
}]
</instances>
